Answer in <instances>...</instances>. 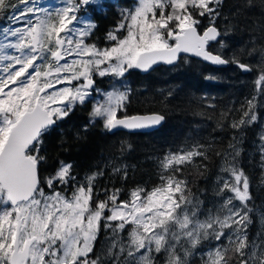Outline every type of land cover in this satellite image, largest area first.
<instances>
[{
	"label": "snow or ice",
	"instance_id": "1",
	"mask_svg": "<svg viewBox=\"0 0 264 264\" xmlns=\"http://www.w3.org/2000/svg\"><path fill=\"white\" fill-rule=\"evenodd\" d=\"M64 2L66 6L55 10L54 23L52 12L43 8L40 0H20L23 7L0 0V16L6 18L0 27V264H121L122 260L123 264H193L198 246L205 241H215L216 245L201 255L203 264H264V231L249 240L252 196L249 178L238 162L241 150L236 143H230L229 151L221 154V172L227 175L219 178L216 192L217 196L225 191L230 194L203 220L202 201L196 196L185 200L188 185L176 176L180 166L206 155L202 145L166 155L162 167L168 175L161 174V184L151 190L137 188L128 200H119L120 189L105 190L103 200L94 199L95 175L87 184L76 185L71 164L60 162L53 177L42 178L40 174L46 162L41 154L43 135L58 119L69 115L72 105L83 104L93 91L101 94L95 87L96 77L120 79L132 69L148 71L158 63L175 65L182 53L213 65L235 63L243 71H258L248 110L230 125L242 142L244 129L258 120L253 101L264 96V47L257 49L250 43L246 53L252 56L259 52L258 69L235 55L224 56L233 26L227 17L223 19L229 26L221 29L218 24L222 0H138L134 9L118 13L117 23L108 31L106 40L114 46L99 48L88 42L98 24L85 21L80 13L90 7L106 14L107 0ZM256 8L264 17V0H243L232 15ZM204 20L207 24L201 30ZM258 32V38L253 39L264 45V23ZM213 45L217 46L215 51ZM71 56L80 59L69 62ZM65 81L79 83L46 91ZM129 91L120 79L119 87L102 93L103 102L91 115L101 118L109 131L161 124L165 117L159 114L118 118ZM58 104L61 106H53ZM255 147L264 172V125ZM57 182L65 188L70 182L74 184L70 197L56 189ZM44 186L51 194L45 193ZM177 208L179 218L190 216L192 223L185 228L173 219L169 231L163 217L174 214ZM158 214L159 229L150 223ZM205 221L206 231L202 227ZM101 228L108 235L106 259L94 252ZM168 237L170 243H163Z\"/></svg>",
	"mask_w": 264,
	"mask_h": 264
},
{
	"label": "trees",
	"instance_id": "2",
	"mask_svg": "<svg viewBox=\"0 0 264 264\" xmlns=\"http://www.w3.org/2000/svg\"><path fill=\"white\" fill-rule=\"evenodd\" d=\"M17 1L10 0L13 4ZM133 3L134 0H116L119 12L132 8ZM241 3L243 0H222V18L218 24L221 29L229 26L223 19L227 17L233 26L223 54L225 57L235 55L241 62L258 69L261 64L259 52L252 56L246 53L250 43H255L257 49L264 47L258 39H253L258 38V28L264 23V17H261L259 8L245 9L234 17L232 10ZM90 10L92 18L100 23L117 20L113 9H108L106 14ZM5 23L6 18L0 16V27ZM205 24L207 21H202L201 30ZM216 47L213 45L214 51ZM257 76L258 71L244 72L235 63L214 67L188 56L181 57L174 66L160 65L146 74L132 69L120 78L130 91L119 117L160 113L165 117L164 124L151 132L110 133L104 128L102 119L91 115L92 104H79L43 135L41 154L46 157V162L41 166L40 174L42 178L53 177L60 162L71 164L76 185L87 184L88 178L95 175L92 183L97 195L94 199L103 200L105 190L120 189L119 200H128L130 192L137 188L151 190L161 184V174L168 175L162 167L166 155L202 145L206 155L194 157L190 163L180 166L181 171L176 176L188 185L185 200L192 201L196 196L202 201L203 220L209 210L219 208L227 194L225 191L223 196L216 195L219 178L227 174L221 172V154L229 151L230 143H236L241 150L239 165L250 182L252 200L248 206L253 211L248 234L251 240L264 231V172L255 147L264 125V107L260 106L264 104V96H257L253 101L257 105L258 120L244 129L242 142H239V133L230 125L248 110L247 102L255 94ZM54 186L58 191L71 195L74 184L70 182L65 188L57 182ZM44 191L51 192L47 186H44ZM212 244L216 242L205 241L198 246L193 264H203L200 257ZM108 246V235L101 228L94 252L106 259Z\"/></svg>",
	"mask_w": 264,
	"mask_h": 264
},
{
	"label": "rangeland",
	"instance_id": "3",
	"mask_svg": "<svg viewBox=\"0 0 264 264\" xmlns=\"http://www.w3.org/2000/svg\"><path fill=\"white\" fill-rule=\"evenodd\" d=\"M40 3L42 5L43 8L45 9H49L51 12H52V19H53V22L55 23L56 22V17H55V10L58 9V8H61V7H64L66 6L65 5V2L64 0H40ZM16 5L18 4V6L20 7H23V4L20 3V0H18L16 3ZM138 6V0H134V3L132 4V8H127V10H131V9H134L135 7ZM80 15L84 18L85 21H89L91 20V14L89 12H87V8L83 9L80 13ZM92 21V20H91ZM63 35V34H61ZM119 35H124V33H120ZM100 48V47H99ZM102 48H108V47H102ZM69 60V62H71L72 59H77L79 60L80 57L78 56H71V57H68L67 58ZM61 63H63V61H61ZM43 70H46L45 69H42ZM61 75H70V73H62ZM99 79H103L102 83H105L106 85L108 86H111L112 88H103V87H97L101 90V94H97L96 92H92V94L87 98V99H91L92 103H93V109L94 107L98 104V103H102L103 102V96H102V93L104 92H107V91H111L113 89V87H119L120 86V80H116L117 78H113L111 76H106V77H103V78H100V77H97ZM49 79L53 80L54 81V77H50ZM98 79V80H99ZM116 81H118V86H116ZM77 83H79V81H72L71 84L67 83L66 81L64 83H60L58 84L53 90L49 91L48 93L52 92V91H57L59 89H62L64 87H73L74 85H76ZM56 85V84H54ZM43 95V94H42ZM86 99V100H87ZM53 106H61V105H53ZM74 105H72L73 107ZM71 107V109H72ZM118 113H120L118 111ZM94 117V116H93ZM95 119L96 118H99V117H94ZM101 119V118H100ZM227 174L223 175V176H226ZM46 194H51V192H45ZM65 196H68L70 197L71 195H67L65 193H63ZM230 193L227 192L226 196L229 195ZM185 197V195H184ZM234 203H239L238 201H234ZM174 214L172 215H169V216H165L163 217V223L168 225V230L171 231L172 230V225L170 223L171 220L173 219H176L177 222L182 226V227H187L188 225H190L192 223V220L190 218V216L188 217H184V218H179V212H180V209H174L173 210ZM161 220V215H156V219L155 220H152L150 221V223L156 227L157 229H159V222ZM213 223H215V221H213ZM202 227L205 228V231L207 230V221H205L202 225ZM132 230H135V229H132ZM227 231V230H226ZM184 235H188L189 233H183ZM140 235L141 236H144L145 234L143 232H140ZM146 239H156V237H152V236H145ZM170 237L168 238H165L163 240V243H170ZM181 243H184L183 241H181ZM95 245V244H94ZM216 244H212L211 246H209L208 250L206 251V253L215 247ZM175 251H179V249H175Z\"/></svg>",
	"mask_w": 264,
	"mask_h": 264
},
{
	"label": "flooded vegetation",
	"instance_id": "4",
	"mask_svg": "<svg viewBox=\"0 0 264 264\" xmlns=\"http://www.w3.org/2000/svg\"><path fill=\"white\" fill-rule=\"evenodd\" d=\"M111 3H113L114 5H111ZM111 5V6H110ZM90 9H96V8H87V12H89L91 14V10ZM108 9H113L114 10V13L117 14V16H115V18L117 19L116 21H112L108 24H104V23H100L98 21L95 20V18L93 19L92 18V14H91V20L94 21L95 23L98 24V28H96L94 30V33L93 35L90 37L89 39V43H94L96 44L97 47H111V46H114V42L112 41H108L106 40V35L108 33V31L112 30L114 25L117 23L119 17H118V13H119V6L116 5V0H107V3H106V13H107V10ZM97 10V9H96ZM103 26V27H102ZM99 78H95V87H103V88H112L111 86H108L106 85L105 83H102L103 79H99ZM116 80H119V79H116ZM58 84L54 85L53 88H51L50 90H48L47 92L53 90ZM118 81H116V86H118ZM80 103H76L74 104V106L72 107V109L70 110V112L74 109L75 106L79 105ZM84 105L86 104H92V108H93V103L91 101V99H87L85 100V102L83 103ZM69 112V113H70ZM118 117H119V113H118ZM60 119L57 120V122L59 121ZM50 129V128H49Z\"/></svg>",
	"mask_w": 264,
	"mask_h": 264
},
{
	"label": "water",
	"instance_id": "5",
	"mask_svg": "<svg viewBox=\"0 0 264 264\" xmlns=\"http://www.w3.org/2000/svg\"><path fill=\"white\" fill-rule=\"evenodd\" d=\"M183 56H188V57H191V58H195V59H198V60H200V61H203L201 58H198V57H195V56H192L191 54H181V57H183ZM179 62V60L177 61V63ZM204 63H207V64H210V65H212V66H214V67H226L227 65H213V64H211V63H209V62H205V61H203ZM176 63V64H177ZM175 64V65H176ZM160 65H164V66H174V65H167V64H165V63H158L157 65H154L153 66V68L152 69H150V70H148V71H143V70H138V69H133V70H136V71H139V72H141L142 74H146V73H148V72H150L151 70H153L154 68H156V67H158V66H160ZM244 72H246V71H244ZM51 89V88H50ZM50 89H47L46 91H48V90H50ZM43 94V93H42ZM154 114H159V115H162V114H160V113H139V114H132V115H128V116H151V115H154ZM122 117V116H121ZM118 118H120V117H118ZM164 122H165V119L161 122V124H159V125H157V126H154V127H150V128H145V129H136V130H129V129H125V128H123V127H118V128H116V129H113V130H111V131H109L110 133H114V132H116V131H127V132H151V131H154V130H156L157 128H159L161 125H163L164 124ZM57 125V121H56V123L52 126V127H55ZM51 127V128H52Z\"/></svg>",
	"mask_w": 264,
	"mask_h": 264
}]
</instances>
